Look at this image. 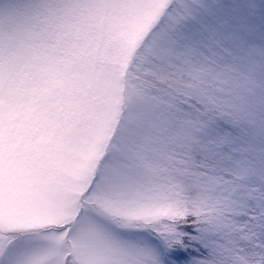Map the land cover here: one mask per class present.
I'll list each match as a JSON object with an SVG mask.
<instances>
[{"label":"snow or ice","instance_id":"snow-or-ice-1","mask_svg":"<svg viewBox=\"0 0 264 264\" xmlns=\"http://www.w3.org/2000/svg\"><path fill=\"white\" fill-rule=\"evenodd\" d=\"M0 264H264V0H0Z\"/></svg>","mask_w":264,"mask_h":264}]
</instances>
